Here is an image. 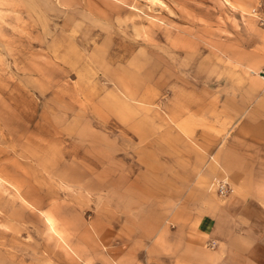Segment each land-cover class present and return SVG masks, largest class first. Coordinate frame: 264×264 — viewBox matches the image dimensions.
Segmentation results:
<instances>
[{
    "label": "rangeland",
    "instance_id": "1",
    "mask_svg": "<svg viewBox=\"0 0 264 264\" xmlns=\"http://www.w3.org/2000/svg\"><path fill=\"white\" fill-rule=\"evenodd\" d=\"M260 4L0 0V264H107L126 250L116 235L132 217L117 212L146 201L137 172L156 160L138 145L148 114L163 127L171 82L211 78L245 21L264 30ZM251 74L264 81V67Z\"/></svg>",
    "mask_w": 264,
    "mask_h": 264
},
{
    "label": "crops",
    "instance_id": "2",
    "mask_svg": "<svg viewBox=\"0 0 264 264\" xmlns=\"http://www.w3.org/2000/svg\"><path fill=\"white\" fill-rule=\"evenodd\" d=\"M241 29L211 78L171 82L163 127L148 114L146 201L117 212L132 217L116 235L130 246L107 264H264V81L251 74L264 67V30L250 19ZM216 179H228L227 198L208 192Z\"/></svg>",
    "mask_w": 264,
    "mask_h": 264
},
{
    "label": "built area",
    "instance_id": "3",
    "mask_svg": "<svg viewBox=\"0 0 264 264\" xmlns=\"http://www.w3.org/2000/svg\"><path fill=\"white\" fill-rule=\"evenodd\" d=\"M252 13L259 17L262 24H264V5L260 4L256 8L253 9ZM212 186L215 188L216 192L220 195L222 198H227L229 194L231 193V188L229 185L228 179H216Z\"/></svg>",
    "mask_w": 264,
    "mask_h": 264
}]
</instances>
